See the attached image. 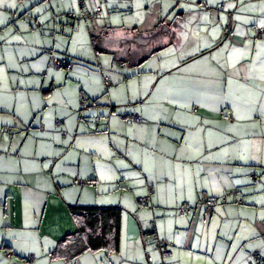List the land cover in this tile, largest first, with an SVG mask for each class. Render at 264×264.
Returning a JSON list of instances; mask_svg holds the SVG:
<instances>
[{"label":"crops","instance_id":"obj_1","mask_svg":"<svg viewBox=\"0 0 264 264\" xmlns=\"http://www.w3.org/2000/svg\"><path fill=\"white\" fill-rule=\"evenodd\" d=\"M34 1L0 0V264H148L147 251L158 264L156 238L166 264L264 259V0H104L91 28L163 18L180 36L138 67L97 53L90 27L72 44L88 0ZM118 13L123 26L100 25ZM71 206L119 207V249L56 257L76 231Z\"/></svg>","mask_w":264,"mask_h":264},{"label":"trees","instance_id":"obj_2","mask_svg":"<svg viewBox=\"0 0 264 264\" xmlns=\"http://www.w3.org/2000/svg\"><path fill=\"white\" fill-rule=\"evenodd\" d=\"M81 5L84 6V1L81 2ZM99 7H101L102 9V13L100 16L96 17L95 12ZM102 14H103L102 6H97L92 13H89L88 11H82V13L78 16L79 18L75 17V20L76 21L85 20L87 22H90V20L92 21L99 19L102 16ZM9 21H13V19L10 18ZM39 25L41 24L39 23ZM88 27H90L91 30L90 31L91 43L95 51L99 54L108 53L112 55L114 64L117 67H127V66L138 67L144 61H146L153 53L165 47L166 45L165 40L167 38H170L169 43L175 46L178 45L180 41V36L178 34L174 37L172 36L173 35L172 32H174L172 23L167 22L163 18L158 19V21L151 28L147 30L135 28L131 33H126L124 35H121L120 37H115V38H107V36L105 35L106 32L112 31L110 29H105L103 31H100L91 28V26ZM180 29L181 27L178 26L177 33H180ZM55 58L63 59L66 62L63 67H60L58 69H66L68 71L72 70V64L69 60H67L66 58H59V57H55ZM54 59L52 60L53 61L52 63L55 66ZM133 114L135 113H130L128 116L133 122H135L131 118V115ZM99 118H101L102 120V117L96 118L95 122L97 125L101 121L100 120L99 122H97ZM58 121H60V123H58ZM141 121H142V117H141ZM61 123L62 120L58 119L57 124L60 125ZM40 130L43 132L45 131L43 127H41ZM81 182L82 180L79 181V183ZM89 183L90 182L87 181L86 184ZM205 198L215 199L217 203L219 202V200H222V202L223 201L226 202L227 194L222 198L208 197V196L204 197L200 199V202L195 207L191 206L188 202H183L179 206L178 209L179 214H180V208L184 203H187L189 205L190 208L189 213L193 211L194 208L197 209L198 206L200 205L205 206L206 210L208 212H211V210H213L214 207H212V209H208V206L203 202ZM150 201H151V197L150 200L144 205L150 204ZM70 213L72 214L76 222V226H77L76 231L72 234H68L65 238L59 241L54 251V255L56 257L66 259L67 261L71 262L88 251H97L101 249L116 251L119 249L121 245L122 219H123L122 210L119 207L71 206ZM180 215H184V214H180ZM145 234L154 235L151 229L145 231ZM155 242H154V246H155ZM261 258L262 259L260 263L264 264V259L262 255ZM252 263L257 264L255 263L254 260V253L252 255ZM148 264H153V263L148 261Z\"/></svg>","mask_w":264,"mask_h":264},{"label":"built area","instance_id":"obj_3","mask_svg":"<svg viewBox=\"0 0 264 264\" xmlns=\"http://www.w3.org/2000/svg\"><path fill=\"white\" fill-rule=\"evenodd\" d=\"M101 13H102V9H101V7H99L95 12L96 17L100 16ZM257 32H258L259 36H262L264 34V29H258ZM65 63L66 62L63 59H58V58L54 59V64L57 68L63 67L65 65ZM108 84L110 85V82H108ZM131 118L136 123L141 122V117L138 114L131 115ZM100 120H101V118H99L97 120V122H99ZM58 123H60V121H58ZM252 177H253V179H255L254 175ZM81 183L86 184L87 182L82 181ZM152 192H153V188L149 187V195L145 196V197H140L138 199L139 203L146 204L150 200V195L152 194ZM203 202L208 206V209H212V207H214L217 203L215 199H209V198H205L203 200ZM189 211H190V208H189V205L187 203H184L180 208V214L189 213ZM151 231L155 234V227L154 226L151 228ZM155 249L159 252V254L161 256V262L159 264H166L165 260L168 258H171L173 256V252L168 248L167 243L163 242L157 238H156V242H155ZM146 255H147L148 261L152 262V256L150 255V253L147 252ZM261 259H262L261 255L259 253H257V252L254 253L255 263L261 264L260 263ZM28 260L31 264H34L35 256L33 254H30L28 256Z\"/></svg>","mask_w":264,"mask_h":264},{"label":"rangeland","instance_id":"obj_4","mask_svg":"<svg viewBox=\"0 0 264 264\" xmlns=\"http://www.w3.org/2000/svg\"><path fill=\"white\" fill-rule=\"evenodd\" d=\"M37 1L38 0H35L34 3H37ZM88 4H89V7L92 8L93 11H94V9L97 6H102V4L104 5V0H95V1H89L88 0ZM31 5H33V3ZM76 6L78 7V10L80 11L81 9L79 8L78 3H76ZM80 13H82V12H80ZM124 16H125L124 13H118L117 15H114L111 20L109 18H106V23L101 21L100 25L103 24L101 26L106 25V27H110L111 25H119V26L121 25V26H123L124 22H125V20H124L125 17ZM102 18H104V16H101L97 20H101ZM73 20H75V19H72L71 21H73ZM126 22H129L128 18H127ZM92 23H94L93 20L92 21L90 20V22H87L85 20H82V21H76L75 20L74 24L71 23V28H73V27L75 28V33H73L74 39H72L73 40L72 44L75 43V42L77 43L78 41H80L81 38L84 37L85 32L87 34L88 26H91ZM173 30L175 31V29H173ZM105 35L107 36V38H115V37H120L121 36V34L116 33L115 31L106 32Z\"/></svg>","mask_w":264,"mask_h":264}]
</instances>
